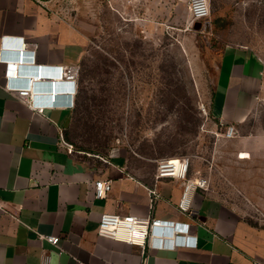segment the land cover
<instances>
[{
  "label": "crops",
  "instance_id": "obj_1",
  "mask_svg": "<svg viewBox=\"0 0 264 264\" xmlns=\"http://www.w3.org/2000/svg\"><path fill=\"white\" fill-rule=\"evenodd\" d=\"M75 8L62 11L59 0H0V264H264L263 223L246 218L208 189L196 191L190 213L180 212L182 182L157 178L156 158L124 146L107 153L81 147L70 151L65 142L72 143L69 131L77 95L74 107L66 105L71 95L60 94L57 100L63 105L41 112L7 88L8 82L25 83L35 72L29 65L34 46L35 64L45 70L80 63L91 27L76 21ZM18 50L21 57L24 50L28 63L20 67L19 77L9 79L3 58L12 59L16 69ZM213 66L211 114L220 125L239 129L263 93L261 63L248 46L227 45ZM54 77L45 75L36 83L38 101L70 87H50L48 80ZM254 137L245 138L238 156L260 163L264 170V134ZM255 144L260 149L253 150ZM190 174L203 175L193 162ZM100 179L112 183L105 198L95 195ZM260 200L257 204L264 205ZM103 212L188 222L197 246L143 249L99 236ZM43 234L59 236V245Z\"/></svg>",
  "mask_w": 264,
  "mask_h": 264
},
{
  "label": "rangeland",
  "instance_id": "obj_2",
  "mask_svg": "<svg viewBox=\"0 0 264 264\" xmlns=\"http://www.w3.org/2000/svg\"><path fill=\"white\" fill-rule=\"evenodd\" d=\"M210 1L196 28L185 1L59 0L91 27L69 137L74 148L101 153L124 146L157 161L189 156L210 192L264 224V180L253 181L264 170L238 156L247 136L264 134V90L234 137L210 111L222 48L248 46L264 75V0Z\"/></svg>",
  "mask_w": 264,
  "mask_h": 264
},
{
  "label": "built area",
  "instance_id": "obj_3",
  "mask_svg": "<svg viewBox=\"0 0 264 264\" xmlns=\"http://www.w3.org/2000/svg\"><path fill=\"white\" fill-rule=\"evenodd\" d=\"M185 1L188 5L192 24L196 22H204L211 15V1L210 0H177ZM27 47L28 44L24 43ZM30 46V45H29ZM33 55L30 59L29 65L35 66L37 74L39 70L40 75H29L25 83L8 82L7 88L13 91L22 101L29 106L36 108L38 111L43 112L49 106L63 105L62 102L58 103L57 96L66 94L72 96L71 103H67L68 107L75 106V97L78 93V79L80 66L75 65H59L56 67L55 72L45 70L42 66L35 64L36 48H31ZM24 50H22V57L24 62L17 61L16 69H14V62L8 57H4L3 61L7 64V78L19 77V70L21 66L27 65V60L24 57ZM41 72L59 78H51L48 80L49 85L68 84L70 87L62 88L60 92H54L52 100L50 92L47 94L48 101L37 100L36 83L41 81ZM61 76V77H60ZM204 109V108H203ZM205 111V109H204ZM237 128L235 125L230 124L225 127L224 136L231 138L236 136ZM70 151L73 150L72 143L65 142ZM242 155V154H240ZM192 160L189 156L169 157L158 160L157 164V178L172 177L182 182V193L177 202V209L182 213H190L192 211L193 198L198 189H208L209 178L206 175H191ZM111 180L100 179L96 181L95 195L97 198L107 197L111 190ZM151 194L157 193L156 189L150 190ZM0 205L2 202L0 201ZM98 235L108 237L117 241H123L133 245H139L143 249H176L178 247H196L197 236L192 232L190 223L183 222L175 219H166L160 217H140L134 214H122L116 212H103L100 216ZM41 237L48 242L59 245L60 237L56 235L43 234Z\"/></svg>",
  "mask_w": 264,
  "mask_h": 264
},
{
  "label": "water",
  "instance_id": "obj_4",
  "mask_svg": "<svg viewBox=\"0 0 264 264\" xmlns=\"http://www.w3.org/2000/svg\"><path fill=\"white\" fill-rule=\"evenodd\" d=\"M201 23H202V22H196V23H195V27H196V28L200 27V26H201ZM20 60H22V62H24V58L21 59V54H20V51L18 50V51H17V62L20 63ZM51 85H53V84L50 83V87H51Z\"/></svg>",
  "mask_w": 264,
  "mask_h": 264
},
{
  "label": "bare ground",
  "instance_id": "obj_5",
  "mask_svg": "<svg viewBox=\"0 0 264 264\" xmlns=\"http://www.w3.org/2000/svg\"><path fill=\"white\" fill-rule=\"evenodd\" d=\"M37 72H39V70H37ZM30 75H32V76H34V75H40V73H37V74H31V73H30ZM45 75H46V74H43V73L41 72V77H43V76H45ZM46 76H51V75H48V74H47ZM60 77H61V76H60ZM58 78H59V77H58ZM51 87H52V85H51ZM52 89H53V91H55L54 88H52ZM51 91H52V90H51ZM50 93H54V92H50Z\"/></svg>",
  "mask_w": 264,
  "mask_h": 264
},
{
  "label": "clouds",
  "instance_id": "obj_6",
  "mask_svg": "<svg viewBox=\"0 0 264 264\" xmlns=\"http://www.w3.org/2000/svg\"><path fill=\"white\" fill-rule=\"evenodd\" d=\"M37 73H39V72H37ZM52 96H53V93H50L51 100H52ZM52 101H53V100H52Z\"/></svg>",
  "mask_w": 264,
  "mask_h": 264
}]
</instances>
